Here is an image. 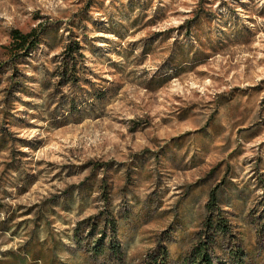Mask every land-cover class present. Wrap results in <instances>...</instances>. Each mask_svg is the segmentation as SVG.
<instances>
[{
    "label": "rangeland",
    "instance_id": "374dc122",
    "mask_svg": "<svg viewBox=\"0 0 264 264\" xmlns=\"http://www.w3.org/2000/svg\"><path fill=\"white\" fill-rule=\"evenodd\" d=\"M213 190L264 264V0H0V264H181Z\"/></svg>",
    "mask_w": 264,
    "mask_h": 264
},
{
    "label": "trees",
    "instance_id": "16d2710c",
    "mask_svg": "<svg viewBox=\"0 0 264 264\" xmlns=\"http://www.w3.org/2000/svg\"><path fill=\"white\" fill-rule=\"evenodd\" d=\"M39 31L36 29L31 30L27 33H22L18 30H13L11 32V42L8 46L9 54L11 57L18 54H23L31 49H34L40 39ZM79 43L73 41L67 44L65 54L70 58H75L76 55H81L79 50ZM75 63L73 64L72 71L70 74L68 71V63L65 62L63 66V76H68L69 80H75ZM207 212L206 219L204 221V232L199 235L198 241L195 246L192 247L191 251L183 258L181 264H217L213 260L214 243L217 236H226L229 234V224L222 214L218 205V196L216 191H211L209 193L208 201L205 205ZM165 254V253H164ZM228 256L232 257L237 264H242L243 252L241 249H236L231 252ZM163 264V263H160Z\"/></svg>",
    "mask_w": 264,
    "mask_h": 264
}]
</instances>
